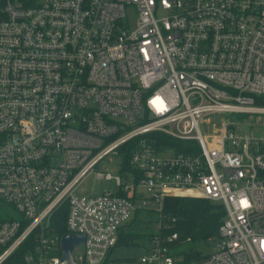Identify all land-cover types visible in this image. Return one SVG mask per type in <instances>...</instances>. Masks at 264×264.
Instances as JSON below:
<instances>
[{
	"label": "built area",
	"instance_id": "built-area-1",
	"mask_svg": "<svg viewBox=\"0 0 264 264\" xmlns=\"http://www.w3.org/2000/svg\"><path fill=\"white\" fill-rule=\"evenodd\" d=\"M234 114L264 119V0H0V264H68L66 233L78 264H264V132L211 123ZM91 172L113 188L76 193ZM168 197L223 205L209 254L175 252ZM144 210L152 234L118 247Z\"/></svg>",
	"mask_w": 264,
	"mask_h": 264
},
{
	"label": "trees",
	"instance_id": "trees-1",
	"mask_svg": "<svg viewBox=\"0 0 264 264\" xmlns=\"http://www.w3.org/2000/svg\"><path fill=\"white\" fill-rule=\"evenodd\" d=\"M158 140L160 143H172L179 150H185L187 148L185 144L175 142L168 137L161 136ZM128 154H122L125 165L128 163ZM163 213L169 216V218L175 219L172 225L163 227L162 233L167 235L174 231L178 232L181 241H179L177 247L185 242L200 244L214 238L225 217V209L220 203L186 197L166 198ZM65 219L66 206H62L52 218L51 228L54 232L60 234L66 232ZM156 221L157 215L155 212L149 210L138 212L135 219L121 232L117 246L124 248L140 246L152 234V226ZM22 253L23 251L20 250L2 264H25ZM178 254H182L185 261L199 258L189 260V253L179 251Z\"/></svg>",
	"mask_w": 264,
	"mask_h": 264
},
{
	"label": "rangeland",
	"instance_id": "rangeland-1",
	"mask_svg": "<svg viewBox=\"0 0 264 264\" xmlns=\"http://www.w3.org/2000/svg\"><path fill=\"white\" fill-rule=\"evenodd\" d=\"M264 118V117H263ZM222 119H229L231 121L237 122L239 124H244L243 122H247L249 129L258 130V132L263 131L264 128L259 129L261 126L264 125V119H258L256 116H249V115H224V116H212L211 117V123L218 125V123ZM238 124V125H239ZM211 125H209L210 127ZM240 126V125H239ZM216 127V126H215ZM203 131H207V126H202ZM110 158H113V160L110 161ZM123 164V159L114 157L113 155H109L106 157L96 168L95 171L98 172H104L109 173L112 176H116L118 174L119 166ZM113 188V182L112 181H105V180H99L96 179V176L94 172L89 173L79 184V186L76 189V193L82 194V195H91V194H100L104 190H111ZM212 242H205L200 244H194L190 242H185L184 244H181L175 249V252H186L189 253V260L195 259L197 257H202L206 254H209L212 251ZM122 251V255H130L131 252L125 251V249L120 250ZM135 253V252H134ZM184 259V256H183Z\"/></svg>",
	"mask_w": 264,
	"mask_h": 264
},
{
	"label": "water",
	"instance_id": "water-1",
	"mask_svg": "<svg viewBox=\"0 0 264 264\" xmlns=\"http://www.w3.org/2000/svg\"><path fill=\"white\" fill-rule=\"evenodd\" d=\"M84 241V237L78 234L66 233L61 238L62 257L61 260L68 264H78L73 259V252Z\"/></svg>",
	"mask_w": 264,
	"mask_h": 264
}]
</instances>
